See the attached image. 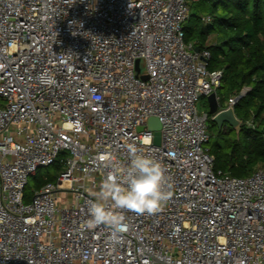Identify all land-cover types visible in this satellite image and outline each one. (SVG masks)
Masks as SVG:
<instances>
[{"label":"built area","instance_id":"1","mask_svg":"<svg viewBox=\"0 0 264 264\" xmlns=\"http://www.w3.org/2000/svg\"><path fill=\"white\" fill-rule=\"evenodd\" d=\"M196 1L0 0V264H264V165L216 170L211 113L197 105L224 70L185 39ZM132 141L164 164L172 196L155 214L125 212L113 245L84 224L109 171L101 154L127 163ZM57 161L26 200L30 177Z\"/></svg>","mask_w":264,"mask_h":264},{"label":"trees","instance_id":"2","mask_svg":"<svg viewBox=\"0 0 264 264\" xmlns=\"http://www.w3.org/2000/svg\"><path fill=\"white\" fill-rule=\"evenodd\" d=\"M189 19L185 24V39L193 41L200 49L208 48L210 69H223L220 106L225 107L232 94L249 86L245 95L235 104L238 117L243 120L240 135L231 125L229 134L214 122L217 133L209 130L210 152L215 156V169L236 176L252 174L264 165V0H199L192 4ZM212 19L204 22L202 15ZM211 35L215 40L208 43ZM217 90V91H218ZM253 120L254 125L247 124ZM228 132V133H227ZM60 170L62 162H55ZM52 164V165H54ZM56 176L37 179L41 187ZM32 195L26 191V200Z\"/></svg>","mask_w":264,"mask_h":264},{"label":"clouds","instance_id":"3","mask_svg":"<svg viewBox=\"0 0 264 264\" xmlns=\"http://www.w3.org/2000/svg\"><path fill=\"white\" fill-rule=\"evenodd\" d=\"M127 163L111 150L100 159L109 169L99 190L89 202L84 230L105 226L109 242L118 245L127 230L125 212L138 215L159 212L172 196V185L164 164L149 154L142 142H126Z\"/></svg>","mask_w":264,"mask_h":264},{"label":"water","instance_id":"4","mask_svg":"<svg viewBox=\"0 0 264 264\" xmlns=\"http://www.w3.org/2000/svg\"><path fill=\"white\" fill-rule=\"evenodd\" d=\"M193 13L196 12V10H192ZM196 50H199V47H196ZM209 105H210V112L213 114V120L219 125L220 128H222L223 124L228 122L230 125H232L235 130L237 131L238 135H240L241 126L243 123V120L238 117L235 111V106L231 105L227 108L220 109V101L218 99V93L216 91L212 92L208 96ZM149 125L153 129H155V143L160 144L161 143V122L157 116H152L149 120Z\"/></svg>","mask_w":264,"mask_h":264},{"label":"rangeland","instance_id":"5","mask_svg":"<svg viewBox=\"0 0 264 264\" xmlns=\"http://www.w3.org/2000/svg\"><path fill=\"white\" fill-rule=\"evenodd\" d=\"M215 40L214 35H211L209 38L208 43H212ZM140 64L141 67L143 69V71H146V60L144 58H142L140 60ZM222 90L219 89L218 93L221 94ZM198 108L199 110H207L210 112V105H209V100H208V96H203L199 101H198ZM211 113V112H210ZM214 120H213V114L211 113V119H210V123H211V130L213 133H217V127L214 124ZM230 124L227 122L225 128L227 129V131H230ZM227 132V133H228ZM229 134H234V131H230ZM59 169L54 165H49V166H41L38 170L37 173L33 174L30 179H29V184L27 186V192L30 193L32 196L34 194V191L36 190V188H38L37 186V179L40 177H46V176H57L59 174ZM63 195H65V193H63Z\"/></svg>","mask_w":264,"mask_h":264}]
</instances>
